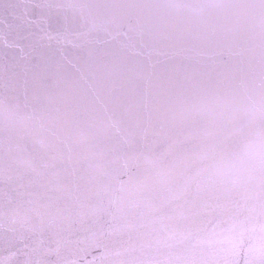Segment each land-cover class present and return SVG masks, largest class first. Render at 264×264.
Wrapping results in <instances>:
<instances>
[{"label":"snow or ice","instance_id":"obj_1","mask_svg":"<svg viewBox=\"0 0 264 264\" xmlns=\"http://www.w3.org/2000/svg\"><path fill=\"white\" fill-rule=\"evenodd\" d=\"M0 264H264V0H0Z\"/></svg>","mask_w":264,"mask_h":264},{"label":"water","instance_id":"obj_2","mask_svg":"<svg viewBox=\"0 0 264 264\" xmlns=\"http://www.w3.org/2000/svg\"><path fill=\"white\" fill-rule=\"evenodd\" d=\"M90 258V257H89Z\"/></svg>","mask_w":264,"mask_h":264}]
</instances>
